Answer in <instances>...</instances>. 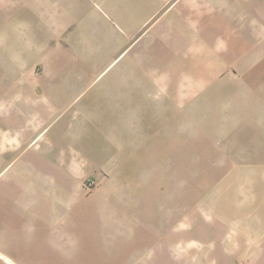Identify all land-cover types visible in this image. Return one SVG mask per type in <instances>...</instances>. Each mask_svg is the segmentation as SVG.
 Here are the masks:
<instances>
[{"label": "crops", "instance_id": "0c3cea01", "mask_svg": "<svg viewBox=\"0 0 264 264\" xmlns=\"http://www.w3.org/2000/svg\"><path fill=\"white\" fill-rule=\"evenodd\" d=\"M147 113L164 127L159 149ZM180 127L200 160L247 162L226 176L253 201L187 205L178 231L145 233L174 222L140 218L146 175L125 165L158 161ZM85 179L135 217L81 233L101 225L80 219L98 191ZM257 191L264 0H0V264H264ZM119 194L129 202L114 205Z\"/></svg>", "mask_w": 264, "mask_h": 264}, {"label": "rangeland", "instance_id": "374dc122", "mask_svg": "<svg viewBox=\"0 0 264 264\" xmlns=\"http://www.w3.org/2000/svg\"><path fill=\"white\" fill-rule=\"evenodd\" d=\"M92 88V85L85 90L88 92ZM93 91L90 90L84 97L87 98L91 96ZM151 113L144 114V130L143 134L154 132L153 141L158 143L157 148L159 149V145L161 144V140L163 139L164 127L161 125H155V123L151 120ZM106 118L110 115H104ZM112 116V115H111ZM159 118L162 116L159 115ZM153 122V123H152ZM181 125V124H180ZM183 130L175 129L174 130V141L172 145L163 147V150L158 152V161H150L149 158L146 160L145 158L139 162L132 164L130 160L126 162V169L130 171L129 173H133L136 169L143 170V175H146L143 180L144 192L140 193L139 196L142 198V209L138 208V212L140 215V210L142 213L140 218L142 217L145 221L148 218H155L161 220V223H173L174 225L169 226H149L143 225V232L150 233L151 229L154 232V228H158V231H164L172 227H175V230L178 231L180 226L179 222L182 221L184 216V208L187 205H208V203L213 204L216 203H224L227 205H250L253 201V194L250 192V188H242L239 183H237V179L227 178V173L230 171L236 170L238 168L245 167L247 162H229V161H220V160H212V161H204L200 160L202 156L199 155V149L201 147L198 146H187L183 145ZM154 136H157L154 138ZM148 148L144 147V152ZM155 150V149H153ZM209 158H222L226 157L223 155H206ZM131 163V164H130ZM250 164V163H249ZM126 170V171H127ZM146 172V173H145ZM150 176L152 178H150ZM122 181L126 183L134 184L135 181H139L140 179L137 177L129 176V178H122ZM236 181L234 188H229L227 186L228 181ZM242 182L244 178L239 179ZM90 180H84V186H88L87 193H94L93 196V204L94 205H85L87 207L92 206L90 209L83 208L80 210V219H100L101 225H89L87 227H80L81 233H89V234H102L105 226L102 225V222H109L114 218V213L124 216L129 221L131 218L135 217V213L132 210H124L121 209H110L109 202H104L105 198H100V196L104 195L101 193L100 189L97 188L98 183H93L92 188L90 189ZM262 182L259 183V185ZM257 190V189H256ZM258 192V191H257ZM131 199L134 200L135 195H129ZM264 194L262 192H258L257 204H263ZM138 198V195H137ZM102 199V200H101ZM115 203L114 205H122L124 200L129 202L128 195H115L114 196ZM121 199V200H120ZM138 202V199H135ZM121 201V202H120ZM139 204V203H138ZM256 204V202H255ZM256 204V205H257ZM144 205V206H143ZM173 207V209H172ZM153 208L154 210H151ZM95 213V215H94ZM128 221V222H129ZM104 222V223H105ZM111 227L109 225L106 226V229ZM178 227V228H177ZM126 228L130 229L131 227L128 225ZM177 228V229H176Z\"/></svg>", "mask_w": 264, "mask_h": 264}]
</instances>
